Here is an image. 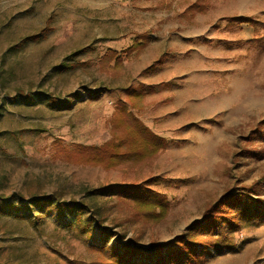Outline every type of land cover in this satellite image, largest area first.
Here are the masks:
<instances>
[{"label": "rangeland", "instance_id": "374dc122", "mask_svg": "<svg viewBox=\"0 0 264 264\" xmlns=\"http://www.w3.org/2000/svg\"><path fill=\"white\" fill-rule=\"evenodd\" d=\"M160 1L0 0V264L87 262L99 220L118 232L108 247L125 236L122 242L149 254L185 233L227 191L260 182L264 200V0ZM195 2H207L206 11L185 15ZM241 17L260 22L257 31L228 20ZM43 30L42 41L15 47ZM144 32L151 41L138 57L116 74L99 69L108 49L125 50ZM160 59L159 69L146 72ZM139 85L160 87L138 101L139 110L129 108L131 119L166 138L167 147L110 170L76 162L77 146L112 138L114 107ZM95 90L105 92L93 99ZM75 94L81 97L70 108L48 101ZM146 181L170 203L161 221L140 217L126 192L93 193ZM52 194L90 211L48 214L28 203ZM237 243L207 264H264V224L245 226Z\"/></svg>", "mask_w": 264, "mask_h": 264}, {"label": "trees", "instance_id": "16d2710c", "mask_svg": "<svg viewBox=\"0 0 264 264\" xmlns=\"http://www.w3.org/2000/svg\"><path fill=\"white\" fill-rule=\"evenodd\" d=\"M166 1L161 0V7ZM171 5V4H170ZM169 5V6H170ZM207 2H195L187 9L186 14L194 16L196 13L206 11ZM226 19V18H225ZM231 25L247 23L257 31V22L254 18H229ZM47 36L43 30L35 35L24 38L15 47H22L26 43L40 42ZM263 42L259 43L264 45ZM151 41L148 32L137 33L131 45L122 51L108 49L98 61L99 69L104 73H118L125 60L138 57ZM92 49L85 47L73 52L69 59H75L79 55ZM163 60L146 69V72H154L161 67ZM67 65V64H66ZM75 65V64H73ZM160 86L129 87L128 101L119 100L114 107L110 118L112 138L100 146H77L76 162L91 166H100L106 170L115 168L122 160L131 159L142 161L148 157L159 154L167 147V140L163 136L152 131L138 118L131 119V113L139 110L138 101L149 93H155ZM105 90L89 92L93 99H99ZM27 103H34L35 96L26 95ZM81 97L75 94L70 100L64 102L59 98L49 96L48 101L54 108H60L62 103L70 108L75 99ZM128 103V104H125ZM130 106V107H129ZM131 108V112L129 111ZM258 135L264 137V130L260 128ZM256 137V136H255ZM150 181L134 186L111 185L101 187L93 191L94 194L127 193L132 196L137 205L136 213L145 219L155 221L163 220L169 212L170 203L167 197L150 188ZM238 190H230L224 193L212 207L208 208L201 220L194 221L180 236L175 237L165 245L157 246L149 254L146 250L136 245L132 240L123 241L122 236L112 246L108 247L110 239L118 235L108 227H101L103 220L98 221L99 234L93 238L90 250L93 257L89 261H71V264H207L211 259L223 254L227 250L238 248L237 234L250 223L264 224V200L262 184L256 183L250 187H242ZM238 191V192H237ZM34 204L46 213L58 210L61 215L65 211L75 213L78 211H90L89 207L78 201L69 203L61 202L60 197L52 194L43 199L30 198L28 203ZM57 203L54 208L51 204ZM24 204V202H23ZM27 204V203H26ZM94 215V214H93ZM19 217L21 215H18ZM95 223L94 216L88 219L87 227Z\"/></svg>", "mask_w": 264, "mask_h": 264}, {"label": "bare ground", "instance_id": "6f19581e", "mask_svg": "<svg viewBox=\"0 0 264 264\" xmlns=\"http://www.w3.org/2000/svg\"><path fill=\"white\" fill-rule=\"evenodd\" d=\"M199 106H200V105H199ZM199 106H198V107H199ZM198 111H199V110H198Z\"/></svg>", "mask_w": 264, "mask_h": 264}]
</instances>
